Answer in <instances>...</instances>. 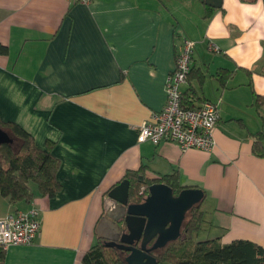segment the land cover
<instances>
[{
    "label": "crops",
    "instance_id": "1",
    "mask_svg": "<svg viewBox=\"0 0 264 264\" xmlns=\"http://www.w3.org/2000/svg\"><path fill=\"white\" fill-rule=\"evenodd\" d=\"M183 37L196 45L182 93L223 100L209 153L138 142L139 126L165 106ZM0 44V118L51 148L62 185L53 198L35 189L30 204L0 196V217L35 207L41 221L33 244L7 248L4 264H83L107 193L141 168L148 180L177 174L184 189L204 192L201 238L264 248V157L253 151L264 75L249 73L264 65L262 0H0ZM221 68L234 72L226 88Z\"/></svg>",
    "mask_w": 264,
    "mask_h": 264
},
{
    "label": "trees",
    "instance_id": "2",
    "mask_svg": "<svg viewBox=\"0 0 264 264\" xmlns=\"http://www.w3.org/2000/svg\"><path fill=\"white\" fill-rule=\"evenodd\" d=\"M264 3V0H262ZM7 48L0 44V53H6ZM194 69L188 76L193 78ZM264 75V65L250 71ZM234 72L219 69L216 78L221 88L228 87ZM199 82L205 81L203 74L198 76ZM251 85V82L249 83ZM197 99L190 88L182 93V107L194 108ZM257 106H264V96H257ZM0 129L13 140L12 143L0 144V196L10 204L34 201L35 189L40 195L53 198L61 191L58 179L59 159L51 148H39L33 136L21 126L13 122H5L0 118ZM253 144L256 156L264 157V131L259 132ZM17 144L18 147L15 146ZM130 182V202L141 203L149 194V187L154 183H163L178 195L184 187L180 185L177 174L151 181L145 177L144 168L126 173L122 181ZM121 181V182H122ZM119 182V184L121 183ZM145 191L141 194L142 188ZM202 203L195 205L186 215L182 227V236L162 250L156 252L159 264H264V248L247 240H236L229 244L221 242V238L200 237L206 219L201 208ZM121 250L107 246L104 240L97 238L83 257V264H126ZM6 250L0 246V264H4Z\"/></svg>",
    "mask_w": 264,
    "mask_h": 264
},
{
    "label": "water",
    "instance_id": "3",
    "mask_svg": "<svg viewBox=\"0 0 264 264\" xmlns=\"http://www.w3.org/2000/svg\"><path fill=\"white\" fill-rule=\"evenodd\" d=\"M205 2L213 8L222 7V0ZM12 142L0 129V144ZM148 191L142 203L130 202V182L124 180L105 197V214L98 223L97 237L107 246L129 252L123 257L126 264H159L152 252L182 236L187 213L204 198L199 189H183L175 196L173 189L163 183H154Z\"/></svg>",
    "mask_w": 264,
    "mask_h": 264
},
{
    "label": "built area",
    "instance_id": "4",
    "mask_svg": "<svg viewBox=\"0 0 264 264\" xmlns=\"http://www.w3.org/2000/svg\"><path fill=\"white\" fill-rule=\"evenodd\" d=\"M74 4H90L93 0H69ZM195 42L183 37L175 69L166 79V103L161 112L152 114L138 128V142L158 146L164 142L178 145L182 152L191 149L212 152L216 146L214 131L220 117V101L204 100L194 108L182 107V85L188 82L192 70ZM210 50L219 52L211 43ZM145 191L142 188L141 194ZM41 229L40 212L32 207L0 217V246L33 244Z\"/></svg>",
    "mask_w": 264,
    "mask_h": 264
},
{
    "label": "rangeland",
    "instance_id": "5",
    "mask_svg": "<svg viewBox=\"0 0 264 264\" xmlns=\"http://www.w3.org/2000/svg\"><path fill=\"white\" fill-rule=\"evenodd\" d=\"M218 99H219V101H220L219 109L221 110V105H222L223 100H222L221 98H218ZM216 102H217V101H216ZM15 146L18 147L17 144H15ZM1 198L4 199L3 197H1ZM0 202H1V201H0ZM6 208H7V207L4 206L3 203H1V204H0V214L3 213V212L6 210ZM202 237H203V235H202Z\"/></svg>",
    "mask_w": 264,
    "mask_h": 264
},
{
    "label": "flooded vegetation",
    "instance_id": "6",
    "mask_svg": "<svg viewBox=\"0 0 264 264\" xmlns=\"http://www.w3.org/2000/svg\"><path fill=\"white\" fill-rule=\"evenodd\" d=\"M104 214H105V213H104ZM114 219H116V218H114ZM116 220L119 221V219H116ZM122 224H123V223H120L121 226H122ZM156 252H158V250L152 252V255H156ZM120 253H121L123 256H125V255L128 254L129 252H123V251H120Z\"/></svg>",
    "mask_w": 264,
    "mask_h": 264
}]
</instances>
